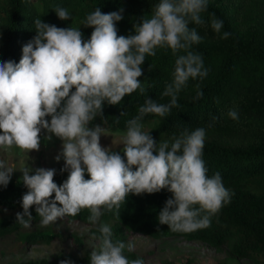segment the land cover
Instances as JSON below:
<instances>
[{
    "label": "clouds",
    "instance_id": "obj_1",
    "mask_svg": "<svg viewBox=\"0 0 264 264\" xmlns=\"http://www.w3.org/2000/svg\"><path fill=\"white\" fill-rule=\"evenodd\" d=\"M207 9L208 0H160L153 14L135 25L134 35L118 36L116 22L124 18L123 10L105 14L97 7L82 22L94 29L87 41L79 28H60L39 18L34 21L36 35L23 46L19 63L0 62V150L15 146L25 153L38 151L41 131L46 130L63 142L60 155L65 164L60 171H67L68 178L57 185L55 169L37 168L30 175L32 169L24 167L22 182L28 191L22 197L23 212L16 213L20 225L31 226L34 205L42 227L75 217L84 209L90 213L88 221L96 224L104 212L119 217L130 193L166 189L172 197L159 212L160 224L176 233L210 227L211 217L230 203L231 194L219 172L208 175L203 160L205 128L184 129L170 141L157 143L141 123L147 114L167 116L179 107L178 94L189 79L207 76L202 56L192 51L201 37L196 27H189L203 26L201 14ZM54 11L60 20L71 17L66 8ZM212 17L211 27L219 33L223 21L214 13ZM229 36L224 32L222 38ZM157 49L176 56L172 82L162 93L171 100L168 104L145 100L139 114L127 121L122 157L101 146L100 125H89L97 116L103 117L105 101L117 105L136 90L144 94L138 79L143 75L141 65L146 56L155 57ZM202 95L198 90L197 99ZM227 115L239 118L234 108ZM13 171L0 160V186L7 187ZM85 172L90 179L84 178ZM97 231L99 235L92 236L96 243L90 264H145L142 258L125 255L134 251V245L114 240L109 225L100 224ZM60 264L73 262L65 259Z\"/></svg>",
    "mask_w": 264,
    "mask_h": 264
},
{
    "label": "trees",
    "instance_id": "obj_2",
    "mask_svg": "<svg viewBox=\"0 0 264 264\" xmlns=\"http://www.w3.org/2000/svg\"><path fill=\"white\" fill-rule=\"evenodd\" d=\"M160 0H0V62L19 63L22 48L36 35L34 21L54 24L60 28L75 27L87 41L94 30L84 27L86 16L99 7L102 13L122 11L123 19L116 22L118 36L135 34V25L142 18L150 17ZM66 8L68 20H60L54 9ZM223 21L217 33L211 27L212 14ZM203 26L196 27L201 41L192 51L203 59L207 76L189 79L187 86L178 94L179 107L160 117L147 114L141 123L146 132L157 141L171 140L184 129L198 127L206 130L203 160L211 177L219 172L223 184L231 194L230 203L211 217L210 227L192 233L172 232L168 225L160 224L159 212L172 193L166 189L158 193L129 194L121 206L119 217L115 212H104L96 224L88 221L87 209L75 217L60 219L67 224L39 226L41 218L30 208L33 220L24 228L16 221V213L23 212L22 197L28 189L22 178L11 179L7 187L0 186V237L23 233L25 244H51L70 241L72 249L60 250L36 261L24 264H60L71 260L73 264H90L85 241L99 235L100 224H107L113 231L114 240L127 244L130 235L138 234L154 239L179 237L186 241H199L214 249L225 247L229 254L252 264H264V0H208V9L201 14ZM230 36L223 39V33ZM155 57L146 56L141 65L144 94L139 90L125 96L120 104L103 105V117L97 116L90 126L100 125L103 131L126 132L127 121L139 114V108L147 98L159 104H168L170 97L162 95L172 82L175 59L170 50L157 49ZM180 54H184L181 52ZM199 85V89H197ZM203 95L197 99V91ZM71 91H75L73 88ZM238 113V120L231 119L230 109ZM121 113H124L121 115ZM213 117H217L213 121ZM50 121V117H46ZM118 121V122H117ZM212 124V127H208ZM41 141H43L41 137ZM122 157L123 151H114ZM56 170L54 182L62 185L68 172ZM135 170V168H133ZM85 179L90 176L85 172ZM54 198V194H53ZM59 220V219H58ZM61 224V225H60ZM75 224L87 226V230L74 229ZM149 251L134 250L125 255L142 258L145 264ZM159 264H192L190 260L164 259ZM216 264H228L225 259Z\"/></svg>",
    "mask_w": 264,
    "mask_h": 264
},
{
    "label": "rangeland",
    "instance_id": "obj_3",
    "mask_svg": "<svg viewBox=\"0 0 264 264\" xmlns=\"http://www.w3.org/2000/svg\"><path fill=\"white\" fill-rule=\"evenodd\" d=\"M89 127H94L90 126ZM148 127H143V131H147ZM126 132H109L103 131L100 137V144L103 148L114 151H123L124 145L122 138ZM51 135V140L47 136ZM40 136L43 141L40 143L38 151L33 150L29 153L22 152L15 146L8 150H0V160H3L6 167L14 169L11 179L22 178L24 167L32 169L29 173L34 174L35 169L45 168L53 169L65 164L62 152V140L57 138L54 134L42 130ZM60 155V159L56 157ZM62 221L59 219L53 225H59ZM62 224H67L63 222ZM61 225V224H60ZM68 225V224H67ZM74 229L87 230L88 227L84 225L75 224ZM38 226H31L29 231L34 228H41ZM27 232V231H25ZM23 232V233H25ZM23 233H13L0 237V264H24L27 261H36L43 257L49 256L52 253L60 250L72 249L70 241L55 242L51 244H25L21 240ZM96 242L93 239H88L85 244L88 249L92 248ZM134 245V250L149 251L147 253V260L151 264H159L164 259H175L177 261L190 260L192 264H216L220 260L225 259L228 264H252L250 262L239 260L232 257L225 247L214 249L199 241H186L179 237H171L164 239H154L143 235H130L127 244Z\"/></svg>",
    "mask_w": 264,
    "mask_h": 264
}]
</instances>
